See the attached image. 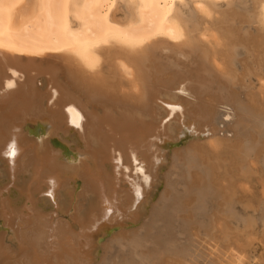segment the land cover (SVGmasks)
<instances>
[{
    "label": "bare ground",
    "instance_id": "obj_1",
    "mask_svg": "<svg viewBox=\"0 0 264 264\" xmlns=\"http://www.w3.org/2000/svg\"><path fill=\"white\" fill-rule=\"evenodd\" d=\"M263 73L264 0H0V264H245Z\"/></svg>",
    "mask_w": 264,
    "mask_h": 264
},
{
    "label": "rangeland",
    "instance_id": "obj_2",
    "mask_svg": "<svg viewBox=\"0 0 264 264\" xmlns=\"http://www.w3.org/2000/svg\"><path fill=\"white\" fill-rule=\"evenodd\" d=\"M186 8H188V9L190 8L191 9V5H189ZM221 10H224V9H221ZM219 12L221 13V11H219ZM241 54H242V52L241 53L238 52V55H241ZM252 83H253L252 86H251L252 88L250 87L251 89L249 91L251 93H255V91H257V92L260 91L262 96H263V98H264V91H263L264 90V83L262 85H258V82L256 83V80H253ZM38 133H40V132H38ZM184 142H186V141H184ZM181 144H182V142H177L174 145L180 146ZM62 152H64V150H62ZM65 156L72 157L73 155H65ZM161 170L162 169H160V173H162ZM260 177H261L260 176V171H258V173L256 174V177L253 178V180L249 183L248 187H245L246 185L243 186L244 187L243 189L247 188L248 190L246 189L244 192L240 190L242 193H240V191H239L240 195L235 200V204L233 206L234 207L233 211L235 213V216H234L235 219L233 221V224H232L233 226L232 227L234 229H237V231L241 230V232H242V230H244V220H246L247 218H249V217L253 216V214H255V212L251 211L249 208L247 209V206H248L247 204L250 203V204L255 205V206L259 204V197H260L259 194L261 192V186L260 185H261V182H262V179ZM258 218H260L259 215L257 216V219ZM260 225H261L260 224V220H257V223L255 225H253V227H252V232H251L252 234H250V235L248 234L247 235L248 237L246 235L244 237H242L243 239L240 240V243H237L238 245H236L235 247H234V245L231 246L232 249H234L236 251V253L233 254L234 256L230 257L232 260H234L236 258H239L238 256L241 255L243 257V261H244L245 264H264V235L262 233L263 227L260 226ZM249 237L250 238L252 237V239L253 238H255V239L252 240ZM106 238L107 237H104V236L99 237V239H102V240H104ZM247 241H248V243H247ZM219 247H220L219 250L223 254V258L225 257L224 260L226 262V259L229 258V256H228L229 255V251H231L232 249L228 250L223 245H221ZM191 250L193 251V249H191ZM196 253L198 255L200 254V253H198L197 250H196L195 254ZM210 257H212V256H210ZM203 264H205V262ZM220 264H223V263H220Z\"/></svg>",
    "mask_w": 264,
    "mask_h": 264
},
{
    "label": "snow or ice",
    "instance_id": "obj_3",
    "mask_svg": "<svg viewBox=\"0 0 264 264\" xmlns=\"http://www.w3.org/2000/svg\"><path fill=\"white\" fill-rule=\"evenodd\" d=\"M9 88L14 87V85L10 82L8 84ZM176 106L175 105H168L169 110L174 109ZM77 118L82 121L83 117L77 113ZM73 123H76V121L74 120ZM78 127H80V124H77ZM205 136L211 135L210 132L205 131L204 133ZM5 157H15L18 155V146L17 143L15 141H12L11 143L8 144L7 149L2 153ZM132 160H133V164L135 166V171L138 175H140L142 177V180L145 184L150 182V176L147 174L145 168L141 165L140 161L137 159V157L133 154L132 156ZM158 162V161H157ZM116 163L119 165L121 163V160L119 158H117ZM48 195H52V193H48ZM141 195V192L139 190V187H137L136 189V196L139 197ZM113 211V209L111 208H107L104 215L105 217L107 215H109L111 212Z\"/></svg>",
    "mask_w": 264,
    "mask_h": 264
},
{
    "label": "water",
    "instance_id": "obj_4",
    "mask_svg": "<svg viewBox=\"0 0 264 264\" xmlns=\"http://www.w3.org/2000/svg\"><path fill=\"white\" fill-rule=\"evenodd\" d=\"M187 138V137H186ZM60 148H62V150H64V155H68V152H67V150H66V148L65 147H60ZM119 184V183H118ZM120 185V184H119ZM100 191H98L97 193H99ZM96 193V195H94L91 199H90V201H89V203H88V205H87V208H88V210H94V209H97L98 208V206H99V203H98V198H97V196H98V194ZM42 199L43 200H45L47 203H49V199H50V197L49 196H47L46 194H43V197H42ZM52 202V204H53V201H51Z\"/></svg>",
    "mask_w": 264,
    "mask_h": 264
}]
</instances>
